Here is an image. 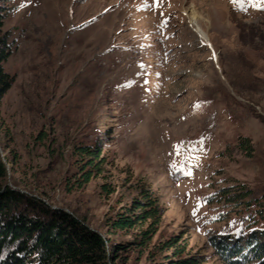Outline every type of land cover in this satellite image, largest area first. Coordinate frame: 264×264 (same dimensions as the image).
Listing matches in <instances>:
<instances>
[{
	"label": "rangeland",
	"instance_id": "rangeland-1",
	"mask_svg": "<svg viewBox=\"0 0 264 264\" xmlns=\"http://www.w3.org/2000/svg\"><path fill=\"white\" fill-rule=\"evenodd\" d=\"M262 3L0 0L15 78L0 101L6 184L125 245L116 264H264L220 248L264 242ZM148 188L162 211L143 241L150 219L112 223Z\"/></svg>",
	"mask_w": 264,
	"mask_h": 264
},
{
	"label": "trees",
	"instance_id": "trees-1",
	"mask_svg": "<svg viewBox=\"0 0 264 264\" xmlns=\"http://www.w3.org/2000/svg\"><path fill=\"white\" fill-rule=\"evenodd\" d=\"M9 40L10 32L0 29V101L15 79L4 67L12 54ZM89 152L98 155L97 150ZM7 163L0 151V264H116L125 245L110 243L84 217L53 208L41 197L6 184ZM91 171L85 181L91 179ZM144 197L134 201V208L140 209L138 213L120 214L112 223L115 229L123 230L150 219V228L142 233L143 241L155 232L162 211L153 190H144ZM220 248L223 255H252L264 261V242L250 241L246 248L222 242ZM30 256H35L37 262L30 260ZM172 264H199V260L187 256Z\"/></svg>",
	"mask_w": 264,
	"mask_h": 264
},
{
	"label": "bare ground",
	"instance_id": "bare-ground-1",
	"mask_svg": "<svg viewBox=\"0 0 264 264\" xmlns=\"http://www.w3.org/2000/svg\"><path fill=\"white\" fill-rule=\"evenodd\" d=\"M187 16L189 19V23L192 26V28L208 43H210V38L207 35L206 32L202 29V20L203 16L199 13V11L196 9V6H190L187 10ZM211 44V43H210Z\"/></svg>",
	"mask_w": 264,
	"mask_h": 264
},
{
	"label": "snow or ice",
	"instance_id": "snow-or-ice-1",
	"mask_svg": "<svg viewBox=\"0 0 264 264\" xmlns=\"http://www.w3.org/2000/svg\"><path fill=\"white\" fill-rule=\"evenodd\" d=\"M260 6L264 7V3H262ZM188 174H189V175H191V173H190V172H189Z\"/></svg>",
	"mask_w": 264,
	"mask_h": 264
}]
</instances>
